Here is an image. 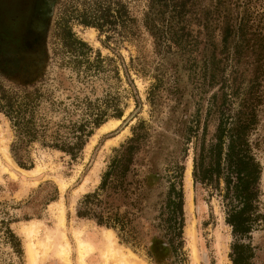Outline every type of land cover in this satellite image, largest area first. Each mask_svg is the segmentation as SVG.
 <instances>
[{
  "label": "trees",
  "instance_id": "trees-1",
  "mask_svg": "<svg viewBox=\"0 0 264 264\" xmlns=\"http://www.w3.org/2000/svg\"><path fill=\"white\" fill-rule=\"evenodd\" d=\"M253 1L84 0L78 12L81 25L101 34L129 33L137 38L145 31L152 37L158 56L149 92L152 106L161 100L162 90L179 102L187 75L195 111L170 122L181 133L182 152L193 146L195 188L222 202L233 237L232 264H253L254 234L264 230L259 136L264 122V8L257 10ZM58 34L69 58L65 64L77 69L81 81L89 83L106 71L100 52L91 61L92 48L67 23L60 24ZM43 84L10 91L0 83V112L14 129L13 152L24 169L33 167L29 148L36 143L77 161L96 129L110 118L123 117L121 105L109 94L96 99L76 94L61 100ZM150 130L144 120L132 128V137L114 150L99 187L80 200L77 216L136 239L134 224L146 211L149 195L168 178L156 220L171 252L177 254L184 244L185 167L175 162L165 176L152 166L157 158L150 154L143 161L152 167H140L139 154L151 143ZM7 234L21 253L20 239L11 229Z\"/></svg>",
  "mask_w": 264,
  "mask_h": 264
},
{
  "label": "rangeland",
  "instance_id": "rangeland-1",
  "mask_svg": "<svg viewBox=\"0 0 264 264\" xmlns=\"http://www.w3.org/2000/svg\"><path fill=\"white\" fill-rule=\"evenodd\" d=\"M83 2L68 0L58 10L54 9L45 30L42 64H39L37 75L46 67L41 83H44L45 90L53 91L61 100L76 94H88L92 99L104 98L109 94L121 105L123 117L120 120L110 118L96 129L77 161L40 143L32 145L29 155L33 168L26 170L19 166L13 152L15 132L11 122L0 112V264H29L30 242L36 246L41 258L39 264H80L79 240L91 244L93 248L91 253L85 255L84 264H104L102 252L106 248L108 235L112 236L115 248L125 254L118 260L119 264L125 261H128L126 264H154L149 256L152 239L160 238L162 244L166 241L157 228L156 219L158 203L168 191V178L160 181L158 188L149 195L145 203L146 211L134 224L136 239L121 234L119 230L100 228L96 220L77 217L80 200L99 187L114 150L132 137V128L142 120L151 128L148 139L151 143L144 145L139 154L140 167L148 170L149 166L151 168L154 165L165 176L175 162L185 167L184 244L177 254H172L169 249L165 264H231L229 254L232 235L231 229L225 224L221 201L216 197L211 198L200 187H194L193 146L188 147V152H182L181 133H177V124L170 122L171 119L181 120L195 111L196 105L191 95L193 87L188 83L187 75L184 76L185 83H182L186 85V90L179 102L176 96H170L162 90L161 100L152 106L149 92L155 82L154 64L158 59L152 37L145 31L137 38L129 33L125 37L117 33L105 35L81 25L78 12L84 8ZM253 6L262 11L264 0H254ZM133 11L136 15V8ZM64 23L92 48L91 61L96 60L97 52L105 59L103 66L106 71L89 83L78 78L74 66L65 64L69 58L58 34L60 24ZM47 55L48 63L45 60ZM1 84L7 90L20 91L22 82L17 76L11 80L4 78ZM213 128L214 123L210 125V130L213 131ZM259 136L263 140L260 159L264 167V122ZM147 154L157 158L152 166L143 161L147 160ZM262 190L264 193V172ZM60 209L64 214L63 225L59 223ZM8 229L13 230L20 239L21 253L9 239ZM27 229L34 231L30 237L26 234ZM42 243L46 248L40 246ZM254 245L257 252L253 264H264V230L254 234ZM67 247L70 248L69 259L64 260L59 254ZM110 253L109 264H116L113 255L117 258L119 255L113 248Z\"/></svg>",
  "mask_w": 264,
  "mask_h": 264
},
{
  "label": "flooded vegetation",
  "instance_id": "flooded-vegetation-1",
  "mask_svg": "<svg viewBox=\"0 0 264 264\" xmlns=\"http://www.w3.org/2000/svg\"><path fill=\"white\" fill-rule=\"evenodd\" d=\"M67 1L0 0L2 3L0 5V83L4 78L11 80V78L18 76L22 82L19 87L21 90L33 89L42 84L46 67L41 74L37 75V73L39 64H42L41 51L45 44V30L51 20L50 18H52L54 9L58 10ZM48 57L47 55L45 58L46 63H48ZM39 83L41 84L38 85ZM210 197L212 198V196ZM216 198L220 200L219 197ZM221 206L225 220L222 202ZM166 242L164 241L162 244L160 238L152 239L149 256L154 264L166 263L165 256L170 251V246Z\"/></svg>",
  "mask_w": 264,
  "mask_h": 264
},
{
  "label": "bare ground",
  "instance_id": "bare-ground-1",
  "mask_svg": "<svg viewBox=\"0 0 264 264\" xmlns=\"http://www.w3.org/2000/svg\"><path fill=\"white\" fill-rule=\"evenodd\" d=\"M1 167V166H0ZM64 187V186H63ZM63 189V188H62ZM60 214H61V216H60V222L59 223H61L62 225H63V220H64V214H63V211H62V209H60ZM33 228V227H32ZM25 230V229H24ZM35 230V229H34ZM32 232H34L33 230H26V234L30 237V235H32ZM24 233H25V231H24ZM74 233V232H73ZM81 235H82V233H81ZM76 236H78V237H80L79 236V234H77ZM107 236V235H106ZM82 237V236H81ZM31 240H32V238H31ZM75 240V239H74ZM106 242H107V244H106V248L103 250V252H102V258H104V264H109V262H110V256H111V248H113V251L117 254V255H119V257L117 258V256L116 255H113V260L115 261V262H117L116 264H119L118 263V260L120 259V257H124V255L125 254H123L121 251H119V250H117L116 248H115V244H114V242H113V240H112V236L111 235H108L107 237H106ZM79 244V254H80V259H79V263L80 264H84V258H85V255L86 254H89V253H91L92 252V250H93V248H92V246H90L91 244H88V243H86V242H83L82 240H79V242H78ZM44 243H42L40 246L41 247H44ZM69 246V245H68ZM63 247V246H62ZM77 247V246H76ZM44 248H46V246L44 247ZM95 249V248H94ZM70 252V248L69 247H67L66 249H62V251H61V253L59 254L60 255V257L61 258H63L64 260H67V259H69L68 258V253ZM28 253H29V256H30V262H29V264H39L40 263V261H41V258L39 257V254H38V251H37V249H36V246L32 243V242H30L29 243V245H28ZM128 258V257H127ZM128 260V259H127ZM128 262V261H127ZM126 261L124 262V264H126L127 263ZM130 262V261H129ZM67 264V263H66ZM120 264H123V262L122 263H120Z\"/></svg>",
  "mask_w": 264,
  "mask_h": 264
},
{
  "label": "crops",
  "instance_id": "crops-1",
  "mask_svg": "<svg viewBox=\"0 0 264 264\" xmlns=\"http://www.w3.org/2000/svg\"><path fill=\"white\" fill-rule=\"evenodd\" d=\"M95 234V233H92V235Z\"/></svg>",
  "mask_w": 264,
  "mask_h": 264
}]
</instances>
